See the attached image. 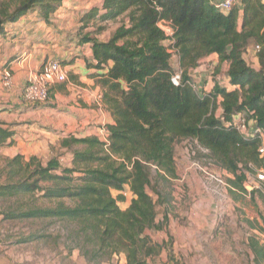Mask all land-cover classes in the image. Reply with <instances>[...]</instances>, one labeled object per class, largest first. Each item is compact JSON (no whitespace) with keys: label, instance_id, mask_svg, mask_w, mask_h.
Masks as SVG:
<instances>
[{"label":"trees","instance_id":"trees-1","mask_svg":"<svg viewBox=\"0 0 264 264\" xmlns=\"http://www.w3.org/2000/svg\"><path fill=\"white\" fill-rule=\"evenodd\" d=\"M65 1L0 0V35L29 13L51 24ZM102 9L94 7L82 17L77 37L80 45L92 48L94 63L89 65L100 71L102 101L114 117L115 122L107 126L109 144L98 135L70 133L61 141L62 149L71 150L68 165L62 163L61 154L45 163L36 155L28 160L21 154L6 159L0 198L28 196L34 201L37 196L46 204L20 205L5 212L4 219L50 218L74 224L70 240L89 262L124 254L127 264H151L165 244L154 242L146 232L163 229V221L157 222V205L169 199L153 185L151 170L155 168L163 180L178 178L179 141H196L207 151L210 164L232 175L228 183L241 193L247 192V173L264 166L258 152L260 138H244L224 125L241 113L264 130V0H239L227 13L213 0H102ZM122 16L128 23L106 40L83 32L97 17L115 21ZM160 21L174 30L172 46L183 70L178 85L172 80L173 53ZM252 45L260 47L259 68L245 57ZM209 55L228 65L229 85L214 84L201 95L189 70ZM219 98L220 117L215 113ZM50 99L51 89L47 102L25 101L37 104ZM13 135L10 127L0 123V148ZM126 186L133 194L129 202L122 195ZM114 190L119 196L113 195ZM119 201L127 207L122 209ZM40 237L31 235L21 242ZM248 245L255 264H261L264 244L250 238Z\"/></svg>","mask_w":264,"mask_h":264},{"label":"rangeland","instance_id":"rangeland-1","mask_svg":"<svg viewBox=\"0 0 264 264\" xmlns=\"http://www.w3.org/2000/svg\"><path fill=\"white\" fill-rule=\"evenodd\" d=\"M94 7L103 12L102 0H66L60 7L67 9L69 15L65 16L66 19L73 18L67 34L73 42L83 26L82 17ZM126 22L128 19L124 16L115 21H100L97 17L83 32L91 31L94 36L106 40ZM253 48V45L249 47L245 57L251 66L259 68V59ZM171 64L175 73L182 74L176 55L171 58ZM227 68L228 65L220 64L215 55H209L202 58L197 67L190 69L189 74L198 92L204 95L219 80L217 76L224 84L228 81ZM220 100L215 107L217 115L221 112ZM61 141L50 142L47 153H40L38 157L45 163L61 154L62 163L68 165L71 150L62 149ZM24 156L26 160L30 158ZM206 156L207 151L196 141L181 140L176 145L178 178L163 180L155 168L151 170L153 185L163 189L165 198H169L166 203L157 205V222L163 221V229L146 232L154 242L165 244V249L151 260V264H251L253 260L247 249V237L254 235L260 244H264V186L251 192H236L228 183L232 175L210 164ZM5 157L0 154V184L6 182L5 175L1 173ZM150 193L158 200L152 189ZM119 194V191H113L114 196ZM34 198V201L28 196L0 198V264H121L126 261V256L121 254L100 263L89 262L79 248L73 247L75 244L69 237L75 227L72 223L50 218L4 219L5 212L20 205L46 204L45 200ZM119 204L122 209L127 207L125 201H119ZM31 235L42 237L21 242ZM196 247L202 248V252L184 254L187 248Z\"/></svg>","mask_w":264,"mask_h":264},{"label":"crops","instance_id":"crops-1","mask_svg":"<svg viewBox=\"0 0 264 264\" xmlns=\"http://www.w3.org/2000/svg\"><path fill=\"white\" fill-rule=\"evenodd\" d=\"M57 13L51 24L41 21L36 13L27 14L10 24L7 32L0 35V123L14 131L7 144L0 148V154L6 159L17 154L30 157L45 154L50 142L60 141L69 133L78 137L99 136L102 130L115 122L111 111L99 97L103 92L97 82L100 71L89 65L94 63L91 46L80 45L78 37L74 42L70 40L67 34L73 18H65L69 15L66 8ZM49 59H59L63 63L67 81L51 87L49 103L26 102L23 90L27 82ZM4 69L12 73L10 88H5L1 80ZM249 238L247 249L253 260L251 264H255L254 252L248 245ZM201 252L200 247L187 248L184 254ZM262 262L264 264V260ZM121 264L127 263L122 261Z\"/></svg>","mask_w":264,"mask_h":264},{"label":"built area","instance_id":"built-area-1","mask_svg":"<svg viewBox=\"0 0 264 264\" xmlns=\"http://www.w3.org/2000/svg\"><path fill=\"white\" fill-rule=\"evenodd\" d=\"M216 3V7L224 13L229 12L234 6L239 4V0H219ZM160 28L165 32L167 36V45L169 46V51L173 53V56H177V50L174 45L175 41L173 39L174 30L172 26L165 22H159ZM260 47L254 46L253 51L255 54L259 51ZM182 74L177 72L172 78L174 84L178 85L180 83ZM68 78L67 71L64 68L63 63L59 59H49L44 63L43 68L34 73L29 81L27 82L24 90L23 96L26 100L30 102H47L50 96V89L54 84L66 82ZM219 79V80H218ZM1 80L3 86L5 88H10L12 86V73L9 69H4L1 74ZM216 84L221 86H228V81L223 83L220 78L217 76ZM228 80V79H227ZM194 88L197 89L196 85L192 82ZM198 90V89H197ZM102 94L99 96L102 100ZM220 99V98H219ZM221 112L217 115L220 117L222 115ZM224 125L226 127L235 128L244 138H250L254 136H258L260 138V145L258 147V152L261 158L264 159V130L259 128L256 125V121L254 119H246L243 114L238 113L235 114L231 120L224 121ZM99 138L105 143L107 146L109 144V131L108 129H104L99 133ZM264 186V166L260 169H257L256 173H247V179L244 182V187L246 191L251 192L254 189H259ZM122 194L125 196L126 200L132 199L133 194L130 191L129 186H126L122 191Z\"/></svg>","mask_w":264,"mask_h":264}]
</instances>
